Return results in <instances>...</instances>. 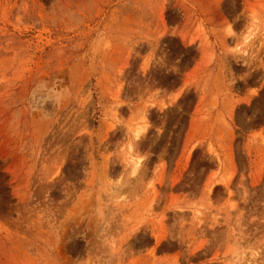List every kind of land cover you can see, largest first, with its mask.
Instances as JSON below:
<instances>
[{"label":"rangeland","instance_id":"1","mask_svg":"<svg viewBox=\"0 0 264 264\" xmlns=\"http://www.w3.org/2000/svg\"><path fill=\"white\" fill-rule=\"evenodd\" d=\"M0 264H264V0H0Z\"/></svg>","mask_w":264,"mask_h":264}]
</instances>
